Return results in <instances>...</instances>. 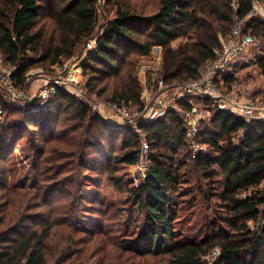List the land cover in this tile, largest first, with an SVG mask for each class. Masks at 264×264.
I'll list each match as a JSON object with an SVG mask.
<instances>
[{
    "label": "trees",
    "instance_id": "trees-1",
    "mask_svg": "<svg viewBox=\"0 0 264 264\" xmlns=\"http://www.w3.org/2000/svg\"><path fill=\"white\" fill-rule=\"evenodd\" d=\"M98 1L0 0V49L16 66L13 78L19 85L27 86L32 66L47 62L55 66L94 36ZM254 2L159 0L158 10L148 16L134 14L129 8L117 9L97 38V49L79 66L88 77L87 91L106 95L110 102L141 105L138 67L141 58L156 47L163 51L160 76L166 83L179 87L197 81L200 68L216 57L222 38L231 33L235 18L250 15ZM44 13L46 19L40 23ZM245 31L264 39V19H251ZM177 39L187 41L175 47ZM29 51L39 53V59L31 60ZM257 62L264 73V55ZM237 79L234 74L226 81L230 84ZM205 108L210 115L200 126L199 141L207 148L195 158L177 112L171 110L139 126L150 146V170L143 183L128 191L144 214V222L134 237L119 242L121 254L116 264H208L203 257L218 247L221 254L215 264H251L248 256L255 257L252 264H264V190L260 189L264 182V120L250 125L242 116L221 110L207 99ZM5 120L7 124L0 122V264L100 263L96 242H102L106 228L84 221L85 215L103 214L94 206L99 195L84 187L92 185L90 176L72 166L89 169L88 156L101 157L105 150L115 149L119 139L123 152L115 156V162L135 165L140 160V136L130 127L115 133L100 112L93 113L84 98L67 88L59 89L49 111L27 114L15 108L7 111ZM97 129L102 134H95ZM238 133L242 138L236 142ZM21 141L27 142L34 158L33 173L28 172L33 190L11 182L22 173L9 161ZM65 157L70 162H60ZM185 162H193L205 177L220 175L224 181L219 199L228 214L223 219L227 226L221 224L199 240L178 237L175 229L180 206L175 195L181 193L179 169ZM93 167L90 169H97L95 164ZM66 170L75 173L65 178V184H74L75 191L68 190L60 203L49 205L56 188L46 191L45 182ZM249 189L255 192L240 196ZM254 220L261 224L256 231L248 224Z\"/></svg>",
    "mask_w": 264,
    "mask_h": 264
},
{
    "label": "rangeland",
    "instance_id": "rangeland-1",
    "mask_svg": "<svg viewBox=\"0 0 264 264\" xmlns=\"http://www.w3.org/2000/svg\"><path fill=\"white\" fill-rule=\"evenodd\" d=\"M158 7L159 0H99L97 7V27L94 36L92 38H88V40L82 43L80 47L77 48L73 56L62 57L58 64L59 68L63 69L64 74H67L70 69L73 67L78 68L83 63L89 54V51H87L88 42L94 43L93 40H96L103 35L105 25H107L108 21L115 16L117 9L129 8L134 14L148 16L156 12ZM255 16L260 19H264V2H260ZM45 19L46 13L42 14L40 23H43ZM255 38V44L247 51L240 53V56L234 59L232 69L235 76L238 78L237 82L241 83L250 95L264 97V73L263 69L259 67L257 62L258 57L264 55V39L257 36H255ZM186 41L187 39H177L173 42V46L177 47ZM229 41L230 34L228 37L222 38L223 45L228 44ZM162 52L163 51L160 48L159 55L162 57L163 63ZM28 56L31 60L33 58L37 60L39 59L40 54H35L34 52L29 51ZM153 56L154 52L152 49L148 56L141 58L140 66L138 67L137 75L140 80L142 90L149 79V73H146V70H149V66H145V64L148 61L151 63ZM134 58L136 59L138 57L136 56ZM55 66L49 65L48 62L44 64L38 63L32 66L27 74L26 88H28L32 94L37 93L39 88L48 78H52L57 74L58 69H56ZM162 66L163 65L160 67L161 73L163 70ZM204 69L203 65L200 70L204 71ZM87 78V76L81 73V76L78 77V83L75 84V87L79 89L83 88L85 91L83 95L71 86L67 89L72 90V92L77 96L84 98L90 104L92 112H100L105 117V120L107 122L109 121L108 123L110 124V115L107 114L106 111L110 101L106 100V95L98 96L95 93L88 92L86 89ZM175 86L176 85H174L172 90L180 88V86ZM96 105L101 106L100 109H94L93 106ZM195 105L198 106L199 104ZM138 107L140 106L132 105L131 109L132 111H135ZM179 113L183 118L184 114L182 112ZM13 119L14 117L12 120ZM110 125L112 127L109 128L115 133L120 132L119 126L115 124ZM59 128L60 123L57 127L58 132L60 130ZM95 132V134H102L99 129ZM94 138L98 139L96 135ZM241 138L242 134L238 133L235 136V141L239 142ZM198 139L200 140V138ZM42 142L40 144H42ZM108 142H110V140L109 138H106L105 143L108 144ZM116 142V148H113L111 151H108V149L105 150L104 155L101 157H97L99 154H90L87 162L89 169H80L79 166H76V164L72 166L75 168L74 171L78 170L80 171V174L90 176L92 185L86 184L84 187L88 188L87 190L89 191H97L99 195V201L98 203H95L94 206L101 209L102 211L100 212L103 214L91 213V216H95L97 220L93 219V217L89 215L84 216V221L87 222L89 226H95V224L100 223L101 226L103 225V229L106 228L103 234L105 236H101L102 242H96V250L98 254L96 259L100 262L97 264H116L117 257L121 254L119 251V242L125 238L134 237L139 232L144 222V214L139 210L128 190L144 182L150 170V156L149 158H144V160L140 159L135 165L125 163L117 164L115 162V156H121L123 151L120 149V139ZM188 142L189 149L191 150L190 144L192 143V140H188ZM205 148L207 147L205 146L204 150ZM87 152L89 154V151ZM30 154L31 152L29 151L27 142L21 141L11 152L9 161L13 162L12 167L16 166V168H19L22 171L20 175H17L16 179H11V182L16 181L17 186L22 184L25 188L33 190V177L30 174L33 170L34 158ZM93 156H96L94 163L91 161ZM68 159L69 157H65L60 162H70ZM5 164L3 166H5ZM94 164L97 169L91 170L90 166L93 167ZM114 166H116V172L112 173ZM179 173L181 175V193H177L175 195L180 201L178 218L175 221V229L178 233L177 236L187 240H199L207 233L219 228L221 224H223L221 226L226 227L227 225L224 223L223 219H226V215L228 214L219 199V195L224 189V181L222 177L220 175H215L212 179L205 177L193 162H185V164H183L179 169ZM73 174H75L73 171L66 170L64 173H54L50 176V179H47V183L45 182V186L47 187L46 191L51 190L50 192H52V190L56 188V191L50 194L49 205L60 203L62 198L64 199L67 196L65 194L68 190H70V192L73 190L75 191L74 184H65L66 176H73ZM111 175L116 178V181L111 179ZM19 182H21V184ZM260 189L264 190V182L260 186ZM252 192H255V189L244 191L240 196L245 197L247 194ZM248 224L250 229L253 231H256L261 225L255 220L249 221ZM127 256L128 255H125V258ZM251 260L252 264L255 261V257L252 258L251 256H248V262ZM93 263H95L94 260L91 264Z\"/></svg>",
    "mask_w": 264,
    "mask_h": 264
},
{
    "label": "built area",
    "instance_id": "built-area-1",
    "mask_svg": "<svg viewBox=\"0 0 264 264\" xmlns=\"http://www.w3.org/2000/svg\"><path fill=\"white\" fill-rule=\"evenodd\" d=\"M259 4L260 1L255 0L253 11L245 19L235 18L229 43L222 44V47L215 50L216 57L204 64L205 69L199 71L201 77L197 81L172 90L174 85L166 83L165 79L160 77L162 57L159 55L160 48L156 47L153 48L152 62L148 61L145 64L149 66V70H146V73H149V79L142 90L140 107L132 111L131 103H108L106 111L110 115V123L120 128L130 127L140 136L141 160L149 158L150 146L146 134L140 130L139 126L144 122L157 120L171 110L184 114L183 128L188 140H192L190 146L194 158L205 147L198 138L202 121L208 119L210 115L205 108L206 99L221 110L242 116L250 125L255 121L264 120V97L250 95L237 81L230 84L226 81L228 76L234 75L232 69L234 59L256 42L255 36L246 32L245 29L248 21L259 18L255 16ZM93 41L94 43L88 42L87 51L89 52L97 49V39ZM55 68L58 69L57 74L48 78L38 92L32 94L28 88L19 85L13 78L16 66L7 61L6 55L0 49V122L7 124L5 114L8 110L15 108L27 114L49 111L55 103L60 88L71 86L80 94L85 93L83 88L75 87L78 77L81 76L79 67H73L67 74L63 73V69L59 68L58 64ZM100 107L93 106L94 109H100ZM220 254L221 250L218 247L203 258L208 264H215Z\"/></svg>",
    "mask_w": 264,
    "mask_h": 264
}]
</instances>
